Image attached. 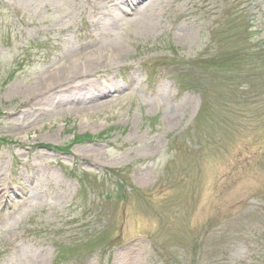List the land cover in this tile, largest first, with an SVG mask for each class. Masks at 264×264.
<instances>
[{"label": "rangeland", "instance_id": "374dc122", "mask_svg": "<svg viewBox=\"0 0 264 264\" xmlns=\"http://www.w3.org/2000/svg\"><path fill=\"white\" fill-rule=\"evenodd\" d=\"M148 1L0 0V264H264V0H157L138 36ZM102 40L126 54L24 97Z\"/></svg>", "mask_w": 264, "mask_h": 264}, {"label": "bare ground", "instance_id": "6f19581e", "mask_svg": "<svg viewBox=\"0 0 264 264\" xmlns=\"http://www.w3.org/2000/svg\"><path fill=\"white\" fill-rule=\"evenodd\" d=\"M135 5L136 7L140 6V2L134 1L132 2V4H129V6H132V7ZM158 7H159V4L157 0H149L146 5L141 7L140 9L141 11H139L138 16L133 18L132 21L134 24V29H135L134 31L137 33L138 36L150 34L151 32H154V30L158 26L157 21H156L157 19L156 10ZM119 8L122 10L123 6L122 7L119 6ZM42 9L47 12L52 11L51 14L55 13V6L53 4L52 5L46 4L42 7ZM105 14L106 12L103 9H98L94 11L93 13H91V15L96 17L100 23L101 22L104 23L107 21L111 23L113 19L114 20L117 19L118 21L122 20V18H119L120 13H117L115 15H111L109 13H107L106 15ZM62 16H63L62 18L69 17V15H66V14H63ZM28 25L30 24L28 23ZM54 30L57 31L59 34H62L64 32V27L57 26L51 31H54ZM96 30L97 29L94 28L93 32ZM68 41L69 39H67V42ZM49 42H51V39H49ZM70 44L73 45L72 50L74 51V53L79 51L80 45H78L77 42H75L74 40H71ZM82 47L84 48L86 46H82ZM99 47L100 48L96 50L97 55H94L95 57H87L83 59L80 56L77 57V55H74V53L68 54L66 52L65 53L59 52L60 51L59 46L55 45V49L53 50L54 51L53 53L56 54L57 56H61V55L67 56V61L70 62L69 65H66L67 62H63L58 67L50 70L48 73L43 75L40 79H38L36 82L32 84L33 86L31 87V89L33 93H31V90L30 91L25 90V92L23 93L24 97H28V95H29V98L32 97L33 95L42 96L46 92L55 89L57 86H59L60 83L80 85V83L76 84L78 79H84L91 70L96 69L98 66L104 65L105 62L108 60L114 59V61H117V59H120L121 56H124L126 54V50H127L125 44H123L122 42H118V41L114 42L112 40H102ZM109 79L112 82L114 80L113 77H110ZM100 83H105V78H101ZM120 83L121 81L118 82V84ZM86 86L87 85L80 87L79 91H81L82 88L83 90H86L87 88ZM81 101H84V99H81ZM111 102L113 101H106L101 104L96 103L98 105L92 104V105H89V107L86 106V103L82 102V105L80 107H76V106H73V107L75 109L74 111H81V110L87 111L90 109V107L94 105H96L97 107L98 106L103 107V106H107ZM26 103L27 102H22V104H26ZM16 195H17L16 191L8 194L7 191L4 189V187L0 188V196H3L7 199H11V198H14Z\"/></svg>", "mask_w": 264, "mask_h": 264}, {"label": "trees", "instance_id": "16d2710c", "mask_svg": "<svg viewBox=\"0 0 264 264\" xmlns=\"http://www.w3.org/2000/svg\"><path fill=\"white\" fill-rule=\"evenodd\" d=\"M260 51H261V49L260 48H258Z\"/></svg>", "mask_w": 264, "mask_h": 264}]
</instances>
